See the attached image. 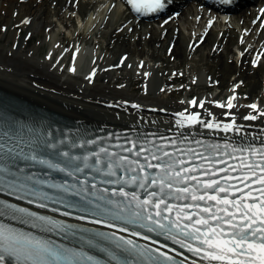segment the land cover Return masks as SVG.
<instances>
[{
  "label": "snow or ice",
  "instance_id": "1",
  "mask_svg": "<svg viewBox=\"0 0 264 264\" xmlns=\"http://www.w3.org/2000/svg\"><path fill=\"white\" fill-rule=\"evenodd\" d=\"M125 3L135 14L168 6V0ZM236 100L233 93L226 102L211 101L229 110L225 120L205 100L192 98L166 125L169 135L129 129L131 136L88 138L79 130L50 127L27 135L0 132V194L41 209L55 202L63 205L55 212L100 226L69 223L0 199L13 220L77 231L83 241V247L54 244L0 221V264H264V133L245 143L249 133L231 111ZM248 107L242 119L264 127V104ZM220 133L223 144L205 139ZM151 233L191 255L179 251L184 259H178L168 244L154 247L161 242Z\"/></svg>",
  "mask_w": 264,
  "mask_h": 264
},
{
  "label": "bare ground",
  "instance_id": "2",
  "mask_svg": "<svg viewBox=\"0 0 264 264\" xmlns=\"http://www.w3.org/2000/svg\"><path fill=\"white\" fill-rule=\"evenodd\" d=\"M37 1L0 0V15H3L0 25L18 27L21 36L17 41L9 35L5 44L0 40V69L3 70L0 75L14 76L28 85L20 88L0 78V100L13 107V111L32 114L52 128L58 124L67 125L63 127L65 130H83L85 135L100 137L113 132L131 136V132L125 131L129 129H137L141 134L169 135L166 125L174 120L175 112L190 107L187 101L194 97L203 99L206 108L211 107L221 119L227 120L229 117L223 113L229 110L211 101L224 99L226 102L236 93L237 106L231 111L249 133L245 143L253 136L252 142L259 141L264 133L258 121L249 122L241 116L251 111L248 105L253 101L264 102V55H261L264 53V16L260 15L264 3L253 10L242 9L227 23L213 21L195 5L187 3L177 18L163 17L152 26L132 20L116 6V0H48L46 4L34 6ZM72 12L82 18L88 15L79 30L71 18ZM54 17L68 26L69 36L55 29ZM55 40L63 45L66 54L63 58L55 57L56 46L45 55L44 46ZM74 49H79L81 60L73 63L75 72L73 65L71 72H67L63 67H68ZM234 49L241 54L239 62L230 57ZM86 56L91 57L87 65ZM256 60L259 63H253ZM84 69L83 76L80 72ZM237 83L240 87L234 88ZM174 84L179 86L172 88ZM245 87L247 92L241 99ZM213 88L220 89L219 93H212ZM136 104L141 107H135ZM102 112L113 115L114 121L107 120ZM92 113L102 119L92 118ZM225 138L223 133L205 136L221 144ZM0 199L68 222L100 227L4 194H0ZM0 219L14 223L1 216ZM14 224L51 237L33 226ZM160 242L153 246L168 244L167 250L178 259H184L179 251L185 257L191 255L175 242ZM173 247L176 253H171Z\"/></svg>",
  "mask_w": 264,
  "mask_h": 264
},
{
  "label": "rangeland",
  "instance_id": "3",
  "mask_svg": "<svg viewBox=\"0 0 264 264\" xmlns=\"http://www.w3.org/2000/svg\"><path fill=\"white\" fill-rule=\"evenodd\" d=\"M29 1V0H28ZM48 0H39L37 1L35 4H33L34 6H37V5H41V4H46ZM21 2H25V0H21ZM71 14V18L73 19V23L75 24V26L77 27V29L79 30L82 26H83V23L86 21V19H88V15L85 16V18H82L80 17V15L77 13V12H72L70 13ZM3 15H0V17H2ZM54 20V25H55V29L56 30H60L62 31V33L66 36H69L70 35V30H68V26H63L59 21H58V18H53ZM72 30V28H70ZM18 30L19 28L18 27H15L13 25H10L9 27L6 28V26L4 25V23L2 25H0V40L2 39L3 40V44L7 43V37L9 35H13L14 38H16L17 41H19L21 39V36L19 35L18 33ZM185 31V29H184ZM186 32V31H185ZM24 33V32H23ZM35 40V39H34ZM36 41V40H35ZM33 46V45H32ZM54 46H56V54H55V57L56 58H63L64 56H66L65 54V51L62 50V46L59 42V40H55V41H52L48 44H46L44 46V52H45V55L47 56L48 54H50V51L52 52V49H54ZM79 49L77 50H72L71 54H70V57H69V64H68V67L64 68L63 69L67 72H70L71 71V66L73 65V63H75V60L78 62L81 60V58L79 57ZM231 58L235 59L237 62H239L241 60V54L239 53V51L235 50L234 49V52L233 54L230 56ZM91 62V57L90 56H86V65ZM3 70L0 69V72H2ZM85 72V69L80 72L81 75L84 76V73ZM140 72V71H139ZM2 75V76H1ZM0 75V78H3L5 79V81H7L8 83H11L15 86H18L20 88H26L28 85L27 83H25L24 81L18 79V78H15L14 76H11V75H3L1 73ZM179 86V84H174L172 88H177ZM220 89L218 88H213L212 90V93H219ZM246 92H247V87L244 88L243 90V93H242V96H241V99L242 97H245L246 95ZM240 97V96H239ZM222 101H224V99H221ZM264 104V102H263ZM103 116H106V119L107 120H112L114 121V116L113 115H109V114H104V112H102ZM116 116V115H115ZM92 118H101L102 117H99L97 116L96 113H92L91 115ZM123 120V119H122ZM120 121V120H119ZM125 121V120H124Z\"/></svg>",
  "mask_w": 264,
  "mask_h": 264
}]
</instances>
